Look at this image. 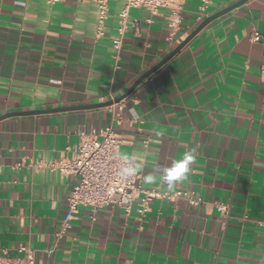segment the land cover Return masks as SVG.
<instances>
[{
  "label": "crops",
  "instance_id": "obj_1",
  "mask_svg": "<svg viewBox=\"0 0 264 264\" xmlns=\"http://www.w3.org/2000/svg\"><path fill=\"white\" fill-rule=\"evenodd\" d=\"M200 5L185 1L171 41L169 10L131 9L117 60L123 1L110 3L99 36L94 0H0V258L26 247L38 264H264V0H212L202 19ZM233 6L123 100L117 127L145 189L202 203L156 199L144 217L138 201L129 216L82 208L61 234L75 180L35 166L73 159L83 136L111 124L101 101L126 95ZM186 152L192 171L169 190L158 173ZM214 203L231 209L225 229Z\"/></svg>",
  "mask_w": 264,
  "mask_h": 264
},
{
  "label": "built area",
  "instance_id": "obj_2",
  "mask_svg": "<svg viewBox=\"0 0 264 264\" xmlns=\"http://www.w3.org/2000/svg\"><path fill=\"white\" fill-rule=\"evenodd\" d=\"M61 0H47L49 5H55ZM114 1H123L125 6L121 12L120 27L118 28L119 37L113 41V48L116 51V59H119L122 49L129 12L135 8H145L152 15H157L159 10L167 9L170 11L168 18L171 41L180 29L182 23V12L186 0H94L98 8V35L104 33V25L109 14V5ZM212 0H201L199 8L200 19L207 15V10ZM253 42H259L261 35L254 29L250 36ZM261 80L264 82V63L261 68ZM101 103H105L101 101ZM112 113L111 124L99 131L81 138L80 142L73 147L75 157L71 160L64 159L58 162L43 165L40 163L35 166L38 169L47 166L51 170L59 171L62 175L73 177L75 183L67 198V215L64 222V229H71V222L77 219L82 208H91L97 213L102 208H121L126 215H130L135 202H139L138 212L141 217L149 212L152 202L156 199L179 201L184 200L192 206H198L202 201L188 192L178 190L175 193L159 192L147 190L142 186V174L135 171L131 176H122L121 170L124 167H134L132 161L124 160L121 154L122 139L117 132V127L123 121L122 112L124 110L123 100L114 102L107 106ZM217 210L222 213V227L225 229L228 223L234 219L228 205L214 203ZM240 221L247 222L248 217L243 216ZM264 228V221L258 222ZM58 234V237L61 236ZM25 253L22 258L8 259L0 258V264H38L32 250L26 247L21 248Z\"/></svg>",
  "mask_w": 264,
  "mask_h": 264
},
{
  "label": "clouds",
  "instance_id": "obj_3",
  "mask_svg": "<svg viewBox=\"0 0 264 264\" xmlns=\"http://www.w3.org/2000/svg\"><path fill=\"white\" fill-rule=\"evenodd\" d=\"M124 160H128V156L122 157ZM196 156L194 152H186L181 158H178L172 162L171 167L164 168L159 172L161 181L172 190L178 182L188 179L190 172L192 171L191 165L195 161ZM136 171L133 167H124L121 170L122 176H131ZM156 180V176L148 174L145 177V183L152 184Z\"/></svg>",
  "mask_w": 264,
  "mask_h": 264
},
{
  "label": "water",
  "instance_id": "obj_4",
  "mask_svg": "<svg viewBox=\"0 0 264 264\" xmlns=\"http://www.w3.org/2000/svg\"><path fill=\"white\" fill-rule=\"evenodd\" d=\"M234 8L233 7H229L228 9H225L219 13H216L214 15H211L209 17H207L206 19H204V21L197 27V29L192 33V35H190V37H188V39L186 41H184L180 47L174 52L172 53V55H170L168 58L164 59L162 62H160L156 67H154L152 70L148 71L147 73H145L142 77H140L138 79V81L134 84V86L131 88V90L126 94L124 95L123 97H120L119 99H117L115 102H120L122 100H124L125 98H127L129 95H131L135 89L141 84V82L147 78L148 76H150L151 74H153L156 70H158L159 68H161L163 65H165L169 60L170 58L175 55L179 50H181L184 46H186L189 41L194 37L196 36L202 29H204L206 26H208L210 23H212L214 20L218 19L219 17L223 16L224 14L230 12L232 9ZM114 102H111V103H102L98 106H110L112 105ZM60 110H71V109H60ZM44 112V111H42ZM49 112V111H47ZM37 113H41V111H33V112H28V113H15L14 115H33V114H37ZM7 116H13V115H7ZM4 117H1V119H3Z\"/></svg>",
  "mask_w": 264,
  "mask_h": 264
}]
</instances>
